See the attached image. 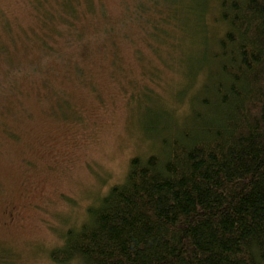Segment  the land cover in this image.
Masks as SVG:
<instances>
[{
	"label": "trees",
	"instance_id": "1",
	"mask_svg": "<svg viewBox=\"0 0 264 264\" xmlns=\"http://www.w3.org/2000/svg\"><path fill=\"white\" fill-rule=\"evenodd\" d=\"M113 3L19 0L27 18L17 29L28 31L0 17V95L7 88L18 96L20 82L30 81L51 99L53 121L77 128L82 113L51 77L88 82L100 103L90 67L103 62L127 104L136 103L149 147L128 160L122 181L86 208L48 258L264 264V0ZM126 47L137 74L122 70ZM2 104L8 115L19 109ZM1 140L19 135L1 122ZM9 251L0 244V263L10 261Z\"/></svg>",
	"mask_w": 264,
	"mask_h": 264
},
{
	"label": "rangeland",
	"instance_id": "2",
	"mask_svg": "<svg viewBox=\"0 0 264 264\" xmlns=\"http://www.w3.org/2000/svg\"><path fill=\"white\" fill-rule=\"evenodd\" d=\"M18 1L0 0V17H8L11 30L28 31L17 29L27 18ZM107 1L115 7L114 0ZM130 53L126 47L128 61L121 63L122 70L137 74L140 66L129 61ZM153 64L158 68L157 62ZM90 68L89 82L98 87L103 103L88 82H74L62 73L51 77L50 84L63 89L70 105L82 113V122L73 129L53 121L47 111L51 99L40 96L32 82H20L23 93L18 96L2 88L0 107L6 103L19 108L10 115L0 108V123L19 135L16 142L0 141V244L11 253L4 264H55L48 252L61 243L65 230L81 224L86 208L110 185L122 181L132 156L148 153L136 103L127 104L123 86L109 78V66L96 62ZM171 75L167 71L162 78Z\"/></svg>",
	"mask_w": 264,
	"mask_h": 264
}]
</instances>
